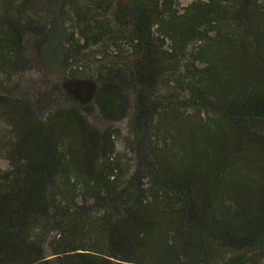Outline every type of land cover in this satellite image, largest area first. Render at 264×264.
I'll return each instance as SVG.
<instances>
[{"label":"trees","instance_id":"1","mask_svg":"<svg viewBox=\"0 0 264 264\" xmlns=\"http://www.w3.org/2000/svg\"><path fill=\"white\" fill-rule=\"evenodd\" d=\"M181 1L0 0V264H264V0Z\"/></svg>","mask_w":264,"mask_h":264},{"label":"rangeland","instance_id":"2","mask_svg":"<svg viewBox=\"0 0 264 264\" xmlns=\"http://www.w3.org/2000/svg\"><path fill=\"white\" fill-rule=\"evenodd\" d=\"M190 1L182 0V6ZM27 52L32 59L33 68L23 78L16 80L13 85H5V89L12 94H19L31 100L37 108L43 112L60 103V84L64 75L52 64H46L39 56V43L34 40L27 41ZM96 122L95 120H93ZM102 125V123H99ZM120 130L118 139L119 150L122 151L129 137L128 122L117 124ZM2 167L6 164L0 162Z\"/></svg>","mask_w":264,"mask_h":264}]
</instances>
